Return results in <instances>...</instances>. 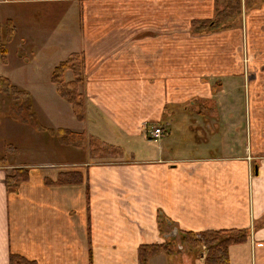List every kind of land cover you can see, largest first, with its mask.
<instances>
[{"label": "crops", "instance_id": "obj_1", "mask_svg": "<svg viewBox=\"0 0 264 264\" xmlns=\"http://www.w3.org/2000/svg\"><path fill=\"white\" fill-rule=\"evenodd\" d=\"M213 2L0 0V41L3 21H11L9 52L14 43L34 50L18 57L14 72L43 80L53 97L57 115L52 120L47 111L44 128L84 134L89 145L58 150L44 141L43 156L26 148L31 160L19 161L21 125L1 106L2 127L12 133L0 135V264L13 256L32 264H140L143 245L167 243L179 232L238 230L248 237L229 247V264H264V73L250 85L248 108L241 56L228 61L232 35L192 32L193 22L212 18ZM261 9L251 15L263 21ZM75 54L85 58L83 122L51 82ZM43 67L50 73H40ZM64 79L71 82L72 72ZM154 124L166 129L160 139L149 136ZM91 139L122 152L113 163L96 161L111 157L92 155ZM16 168H27L29 178L8 190ZM66 173L83 181L61 184ZM161 216L174 232L161 231ZM173 259L163 252L148 264Z\"/></svg>", "mask_w": 264, "mask_h": 264}, {"label": "rangeland", "instance_id": "obj_2", "mask_svg": "<svg viewBox=\"0 0 264 264\" xmlns=\"http://www.w3.org/2000/svg\"><path fill=\"white\" fill-rule=\"evenodd\" d=\"M215 2L216 3L213 2V4H215L213 16L211 19H208V20H214L217 17V14L225 11L226 7L228 6V3L225 0H215ZM263 6H264V0H241V8H240L241 14L240 12L236 14L234 13L232 16L226 14L227 16H225V18L227 20H224L225 21L224 29L218 30L215 32H210L207 29L202 28L195 33H194V30L192 29V32L196 34V36L211 35V34L217 35L222 31H224L225 33L228 32L230 35H232L230 39H234V40L229 44V49H228V54H227L228 61L231 62L232 60H234L233 56H236L238 58H240L241 56L240 62H242L241 63L242 71H243V76L245 77V80H244L245 90L247 92L245 103H246V107L248 108H249L248 104L250 102L249 101L250 95L248 93L250 90V85L253 84L256 78H258L259 74L262 75L264 73L262 72L264 71V64L263 63L261 64L259 62L261 61L260 60V57L262 55L261 50L264 47V26L262 27L263 31L261 30V28H259L258 32L250 31L252 30L255 24H257L258 22L261 23L264 21V20L263 21L258 20L251 15L254 11H255L254 14H257L256 11L262 10L261 8ZM262 14H264V12L261 13V15ZM202 21H205V20H202ZM4 24H5V21H3V26ZM241 30H243V32H241L242 37H241V42H240V31ZM238 35H239V40L236 43ZM9 49H10V52H9L8 57L10 60V65L5 66L1 64L0 62V76H4V78L10 79V82L12 84L17 85L18 87L30 88L36 95L32 99L35 100V107L38 112L37 119L35 121L34 120L32 121L30 114L26 111V104H27L26 97L20 96L19 98L16 99L17 100L16 101L14 99L12 100L10 97L0 95V108L1 106H3V109L5 111L4 115L6 116V119L13 117L21 125L20 139H19V142L16 143L17 148L20 149L21 152L23 150L22 156L19 161L31 160L29 157L26 156V150H25L26 148H34L36 150L35 153L38 157L44 155V145L45 144L47 146L48 145L55 146L58 150H61L60 148L57 147L61 145L58 142V140L55 137H52L47 132L42 133V131L40 130V127L38 126V125H41L42 127H49V125L51 124L49 115L52 116V120L56 118L55 116L57 115V113H54V110L51 107V106L54 107L55 103L53 102V99H52L53 97H51L52 95L49 96L48 87H44V82L41 79H35L33 77L34 79L31 80L30 74L28 73V71H25L24 73L22 72L20 73L18 71L14 72V69L17 70L16 65H18V62H19L18 57H20V55L24 56L25 54L26 59H29L32 55H34V52H33L34 50L28 47L19 48L18 43L12 44ZM26 70H31V67L26 68ZM46 72L50 73L48 68L43 67L40 73L44 75ZM14 73L15 74L17 73V74L14 76ZM67 79L68 81L72 79L71 75L70 76L68 75ZM216 86H217L216 89H218V86H221L220 82H218ZM261 88H263L264 90V82L262 84V87H260V89ZM15 104H17V106H15ZM207 106L209 105L207 104ZM205 108H208V107H205ZM47 111L49 112V115ZM248 112L249 111L247 110V114H249ZM2 116L3 114L1 113L0 115L1 119H2ZM248 121H249V117H248ZM25 124H32V125H25ZM154 125L149 126L148 131H151L152 129H154V127H157V125H160V124H154ZM11 133L12 132H8L6 130L5 126L2 127V121H1L0 122V135L2 137L8 138V137H11ZM149 136L151 137L150 133H149ZM33 137L35 138L41 137L42 142L40 143L39 139L38 141L31 140V143L29 146L28 141L30 138L32 139ZM150 137L148 138L151 139L152 137L151 138ZM50 139L52 140L50 141L51 144H48L49 142L48 140ZM44 141H45V144H43ZM87 142L88 140H86L85 146ZM97 144H98V147L103 148L105 150L106 148L105 145H102L98 141H97ZM154 144L156 143H153L152 146H155ZM0 145H1V141H0ZM68 147H74V146H68ZM58 150L54 152V155L62 153V151L60 152ZM89 151H91V148L89 149ZM118 151L121 154L122 151L121 150H118ZM106 152L103 153L102 155H99L98 153L100 152H97L98 155L96 156L97 157L105 156V157H111V158L107 160H96V161H101L106 164L113 163L114 161H116V160H113V158H115L117 155L115 151L114 152L106 151ZM8 155H9V152L5 153V156L3 157L7 159ZM91 162L92 161H90V163ZM160 220H161L160 228L162 232L170 233L172 231L173 232L175 231L174 226L171 223H168L164 217L161 216ZM180 240L181 239H179V236H175V238L172 237L171 239L167 241V243H164V244L170 243L174 247L175 254L172 253V256L174 258L173 259L174 264L191 263L190 260L196 261V259L197 260L204 259V262H205L207 250L204 246L200 248V246L193 245L194 246L193 247L189 243H185V242L183 243L184 246H181L179 243ZM178 251H180V253H178Z\"/></svg>", "mask_w": 264, "mask_h": 264}, {"label": "trees", "instance_id": "obj_3", "mask_svg": "<svg viewBox=\"0 0 264 264\" xmlns=\"http://www.w3.org/2000/svg\"><path fill=\"white\" fill-rule=\"evenodd\" d=\"M228 3L226 10L217 14L214 20L195 21L192 23L194 32L199 31L202 28L207 29L210 32H215L224 29L225 16L233 15L234 13L241 14V0H225ZM236 11V12H235ZM227 14V15H226ZM15 36V27L11 21L5 23L2 29V40L0 41V59L2 64H8L9 44L12 43ZM85 67V58L82 54L72 55L67 61L60 63L53 71L51 76V82L57 88L59 95L68 101L76 115V119L80 122L85 120V102L82 94L80 93V86L84 83L83 70ZM72 72L73 80L69 83L65 81V75L67 72ZM0 95L10 97L12 100H16L20 96L27 98L26 111L30 114L32 121L37 119V115L34 112L32 96L25 91L20 90L14 86L9 79L0 77ZM17 101V100H16ZM18 103V102H17ZM17 106V104H15ZM32 125V124H31ZM35 126V125H33ZM42 132L49 133L52 137H55L61 145L74 146L77 148H84L86 143V136L84 134H74L65 129H59L57 131L47 129L38 125ZM90 148L92 155H100L106 151H115L119 154V151L112 146H106L105 150L98 147L97 140L91 139ZM97 152H100L97 154ZM107 153V152H106ZM5 159H1L0 163H4ZM29 178V170L27 168H16L11 171L6 179L8 190L17 188L19 183L27 181ZM83 181L82 175L76 173H66L60 176L59 182L61 184L81 183ZM161 225V222H159ZM180 245L184 246L185 243H189L191 246L196 245L205 247L207 255L205 258V264H229V247L234 244L243 243L247 240L248 234L246 231H207V232H179ZM192 243V244H191ZM194 247V246H193ZM182 248V247H181ZM167 253L172 256L175 254L172 244H150L143 245L140 250V264H148L149 260L156 257L160 253ZM177 253V252H176ZM180 253V251H178ZM203 253V252H202ZM11 264H32L21 257L13 256L11 258Z\"/></svg>", "mask_w": 264, "mask_h": 264}, {"label": "built area", "instance_id": "obj_4", "mask_svg": "<svg viewBox=\"0 0 264 264\" xmlns=\"http://www.w3.org/2000/svg\"><path fill=\"white\" fill-rule=\"evenodd\" d=\"M149 133L153 139H160L166 134V129L163 127H154Z\"/></svg>", "mask_w": 264, "mask_h": 264}]
</instances>
